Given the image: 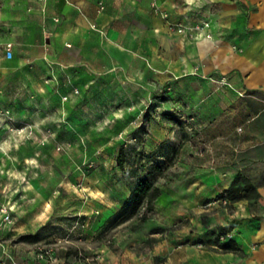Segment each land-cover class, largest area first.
<instances>
[{"label":"crops","instance_id":"1","mask_svg":"<svg viewBox=\"0 0 264 264\" xmlns=\"http://www.w3.org/2000/svg\"><path fill=\"white\" fill-rule=\"evenodd\" d=\"M203 18L212 39L173 27ZM27 62L60 66L86 92L120 69L175 83L191 125L175 175L158 184L159 218L148 219L185 222L150 246L147 231H129L95 262L74 264H264V0H0V84L26 75ZM238 174L257 196L224 207L217 196ZM220 232L236 250L217 247Z\"/></svg>","mask_w":264,"mask_h":264},{"label":"rangeland","instance_id":"2","mask_svg":"<svg viewBox=\"0 0 264 264\" xmlns=\"http://www.w3.org/2000/svg\"><path fill=\"white\" fill-rule=\"evenodd\" d=\"M58 67L27 62L26 75L0 84V257L6 264L91 263L129 231H147L142 244L150 246L185 222L152 227L148 219L159 217L153 208L140 220L144 205L121 217L139 178L156 176L164 184L175 175L165 162L191 132L175 104V83L128 78L120 69L86 92L79 77ZM121 146L123 168L116 164ZM48 247L52 253L43 254Z\"/></svg>","mask_w":264,"mask_h":264},{"label":"trees","instance_id":"3","mask_svg":"<svg viewBox=\"0 0 264 264\" xmlns=\"http://www.w3.org/2000/svg\"><path fill=\"white\" fill-rule=\"evenodd\" d=\"M174 119V118H173ZM183 140H181L177 146L174 148V156L165 162V167L168 168L175 163L176 157L179 153L180 148L182 147ZM120 153L118 154L116 164L123 168L124 158H123V147H120ZM164 157V156H163ZM154 161L151 160L150 165H154ZM153 167V166H151ZM157 167V166H155ZM159 169V168H158ZM160 177V174L159 176ZM160 187L157 184V177L152 176L151 178H139L135 184L130 188V194L125 199V204L130 203V207L127 212H123L121 217L127 219L131 217L135 212L138 211V208L142 205L145 207V212L141 215L140 220H145L147 214L150 213L154 208V201L160 194ZM257 196V192L251 182L242 175H236L230 185L221 192L218 198H226L228 200L227 206H230L233 202L238 201L243 198H254ZM217 240V238H216ZM227 239L222 242H217V247L222 251H234L236 250L233 242Z\"/></svg>","mask_w":264,"mask_h":264},{"label":"built area","instance_id":"4","mask_svg":"<svg viewBox=\"0 0 264 264\" xmlns=\"http://www.w3.org/2000/svg\"><path fill=\"white\" fill-rule=\"evenodd\" d=\"M166 16V15H164ZM212 21L209 18H203L200 19L198 21H196L195 23H193L190 26H185L184 24L181 23H174L173 27L177 32H182L184 30H187L189 33V36L192 37L193 39H198V38H208V39H212L213 38V34L212 31L210 30ZM5 53L7 57L11 56V45L10 44H6L5 47ZM75 92H77V90H75ZM217 201L221 202L222 204L226 205L228 204V200L226 198H218ZM2 212V216L5 219L9 218V214L6 210V208H2L1 209ZM216 238L218 240V242H222L225 241L227 239L232 238V233L230 232H220L216 235ZM52 253V248L48 247L45 248L43 251V254H51ZM41 254V256L43 255ZM6 258H2L0 257V264H6Z\"/></svg>","mask_w":264,"mask_h":264}]
</instances>
